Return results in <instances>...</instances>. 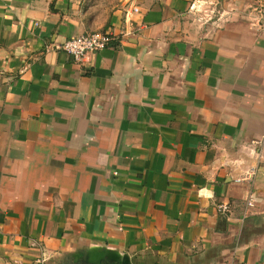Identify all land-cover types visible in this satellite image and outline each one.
<instances>
[{"label": "crops", "instance_id": "1", "mask_svg": "<svg viewBox=\"0 0 264 264\" xmlns=\"http://www.w3.org/2000/svg\"><path fill=\"white\" fill-rule=\"evenodd\" d=\"M78 2L0 0V264H264V0Z\"/></svg>", "mask_w": 264, "mask_h": 264}, {"label": "built area", "instance_id": "2", "mask_svg": "<svg viewBox=\"0 0 264 264\" xmlns=\"http://www.w3.org/2000/svg\"><path fill=\"white\" fill-rule=\"evenodd\" d=\"M202 3L198 1L197 3L191 4L189 7V12L191 14H196L197 12H203L204 15L202 17H197L199 20H202L203 23L209 21L211 17L206 9H201ZM133 11H137V7L132 8ZM250 19L254 24L261 25L264 27V15L263 9L260 7H252L251 12L249 14ZM132 28L125 30L124 32H120L119 35L125 36L129 35L133 32ZM118 38V34H115L109 30H101V31H92L87 33H80L74 36L67 38L61 45L60 49L64 51L66 54L70 55L75 61H82L85 56L89 53H94L101 49L106 48L111 44L112 41ZM253 200L249 198L247 200V205L252 206ZM217 209L219 211H229V208L225 204H219Z\"/></svg>", "mask_w": 264, "mask_h": 264}, {"label": "rangeland", "instance_id": "3", "mask_svg": "<svg viewBox=\"0 0 264 264\" xmlns=\"http://www.w3.org/2000/svg\"><path fill=\"white\" fill-rule=\"evenodd\" d=\"M121 1L122 0H79L78 5L83 15L88 16L92 21H100L115 9ZM203 15V12L196 13L198 17H202Z\"/></svg>", "mask_w": 264, "mask_h": 264}]
</instances>
